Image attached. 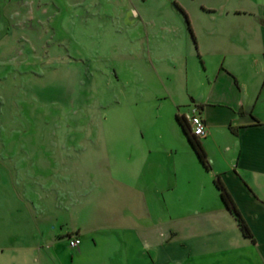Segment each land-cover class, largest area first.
<instances>
[{"label":"crops","instance_id":"0c3cea01","mask_svg":"<svg viewBox=\"0 0 264 264\" xmlns=\"http://www.w3.org/2000/svg\"><path fill=\"white\" fill-rule=\"evenodd\" d=\"M107 1L0 0L4 17L36 4L37 21L52 19L55 31L77 29L85 6L87 37L102 36L118 65L151 83L112 96L133 93V118L122 135L87 149L84 167L46 163L48 227L41 208L35 213L41 165L2 176L0 264H264V0ZM193 112L206 124L199 141L210 168L177 120ZM216 175L251 235L225 206Z\"/></svg>","mask_w":264,"mask_h":264},{"label":"rangeland","instance_id":"374dc122","mask_svg":"<svg viewBox=\"0 0 264 264\" xmlns=\"http://www.w3.org/2000/svg\"><path fill=\"white\" fill-rule=\"evenodd\" d=\"M91 1L94 8L110 3ZM26 5L10 8L5 17L0 10V179L12 171L26 170L25 165L36 174L34 166L39 164L41 187H45L54 175L47 162L59 161L66 169L64 165L74 159L84 167L87 149L100 147L105 135L125 132L124 121L133 118V93L119 95V102L112 98L116 92L119 94L123 88L133 92L134 87L151 83L144 78L141 82L128 63L118 65V59L111 55L115 47L103 46L102 36L94 40L87 37L85 6L79 8L78 16L83 15L78 17L77 29L55 31L52 19L41 24L37 21L36 4ZM107 53L109 61L105 60ZM116 63L118 77L110 67ZM146 131L154 133V126H147ZM79 152L83 157H73ZM18 182L20 189L22 181ZM44 187L41 206L35 208L36 214L41 208V228L50 225L47 216L53 211L43 202L50 190ZM57 221L52 222L58 227Z\"/></svg>","mask_w":264,"mask_h":264},{"label":"trees","instance_id":"16d2710c","mask_svg":"<svg viewBox=\"0 0 264 264\" xmlns=\"http://www.w3.org/2000/svg\"><path fill=\"white\" fill-rule=\"evenodd\" d=\"M177 120H178L179 124L181 125L183 131L185 132V134L189 138V140H190L195 152L197 153L200 161L202 162V164L206 168H210L211 164H210L209 158L207 157V154H206L201 142L199 141V136L196 135L195 133H193V131L191 129V125L188 121V118L183 114H177ZM214 182H215L217 188L219 189L221 198H222L225 206L233 212V214L235 215L243 233L245 235H251L249 226L247 225L245 219L243 218L239 209L237 208V206H236L231 194L229 193L227 187L225 186V184L223 183V181L220 179V177L218 175L215 176Z\"/></svg>","mask_w":264,"mask_h":264},{"label":"built area","instance_id":"2783aa9c","mask_svg":"<svg viewBox=\"0 0 264 264\" xmlns=\"http://www.w3.org/2000/svg\"><path fill=\"white\" fill-rule=\"evenodd\" d=\"M195 110V109H194ZM191 125L193 133L198 136H202L206 132V124L203 117L198 112H193L186 116ZM81 242V239L78 235H72L69 237V244L71 246H77Z\"/></svg>","mask_w":264,"mask_h":264}]
</instances>
